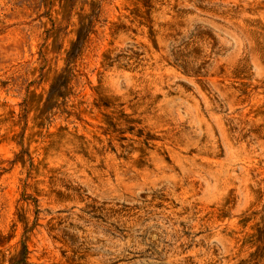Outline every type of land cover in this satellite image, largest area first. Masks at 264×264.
<instances>
[{"label":"rangeland","instance_id":"rangeland-1","mask_svg":"<svg viewBox=\"0 0 264 264\" xmlns=\"http://www.w3.org/2000/svg\"><path fill=\"white\" fill-rule=\"evenodd\" d=\"M0 264H264V0H0Z\"/></svg>","mask_w":264,"mask_h":264}]
</instances>
